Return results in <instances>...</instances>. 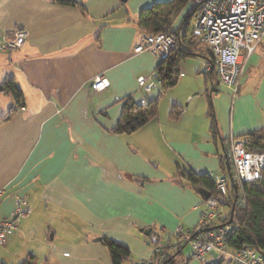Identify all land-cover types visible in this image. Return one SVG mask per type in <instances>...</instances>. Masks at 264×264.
<instances>
[{
	"label": "crops",
	"instance_id": "crops-1",
	"mask_svg": "<svg viewBox=\"0 0 264 264\" xmlns=\"http://www.w3.org/2000/svg\"><path fill=\"white\" fill-rule=\"evenodd\" d=\"M72 1L86 13L57 0H0V31H29L21 49L0 55V83L13 78L24 95L9 120L1 122L14 100L0 118V217L14 218L18 197L32 208L7 233L0 262L22 264L33 257L35 264H109L102 240H95L108 237L129 247L128 264H153L155 245L141 229L152 228L165 244L180 227H196L205 199L188 182L177 181L179 171L224 174L221 154L228 142L212 139L211 122L195 129L200 108L194 99L204 96L192 85L179 118L189 136L170 123L163 130L155 118L132 134H117L125 98L139 103L160 97L158 87L146 92L139 86L138 78L149 77L160 62L150 51H134L145 39L139 13L173 0ZM195 10L194 0L184 4L170 31L182 34ZM249 64L262 67L254 91H235L220 79L212 84L223 139L264 128V38ZM99 75L104 87L94 89ZM182 259L220 261L215 254L206 262L190 254Z\"/></svg>",
	"mask_w": 264,
	"mask_h": 264
},
{
	"label": "built area",
	"instance_id": "built-area-1",
	"mask_svg": "<svg viewBox=\"0 0 264 264\" xmlns=\"http://www.w3.org/2000/svg\"><path fill=\"white\" fill-rule=\"evenodd\" d=\"M197 7V17L194 22L195 36L211 49L216 59V69L219 79L226 85L233 86L238 91L242 82L244 70L255 53L259 43L264 38V0H194ZM29 38L27 28L18 26L12 30L0 31V55L11 54L21 49ZM175 47V35L170 31L148 34L144 41L134 48L139 53L150 51L160 61L166 59ZM213 68L212 62L206 60V72ZM103 75L96 77L94 89L104 87ZM139 86L146 92L157 88L162 80L156 71L149 77L140 76ZM143 99L141 103H145ZM229 161L239 187L238 202L241 206L246 204L244 184L253 183L262 179L264 172V152H253L245 148L243 143L235 140L229 141ZM213 179L223 197L229 195V178L223 173H213ZM1 198V192H0ZM204 212L196 228L210 224L225 216V211L219 199L209 197L204 201ZM32 208L23 197L16 200L13 213L14 220L0 217V245L6 244L7 233L16 228L23 218L28 216ZM229 231L219 228L211 232H203L194 239L189 231L182 227L176 235L180 242L187 241L192 252L190 258L206 262L207 255L215 254L224 264H264L263 258L249 245L239 249H231L225 243ZM155 252L159 247H154Z\"/></svg>",
	"mask_w": 264,
	"mask_h": 264
},
{
	"label": "trees",
	"instance_id": "trees-1",
	"mask_svg": "<svg viewBox=\"0 0 264 264\" xmlns=\"http://www.w3.org/2000/svg\"><path fill=\"white\" fill-rule=\"evenodd\" d=\"M188 1L189 0H173L170 2L154 3L152 6L146 7L140 11L137 26L145 36L148 34L170 31L180 8ZM57 2L79 6L83 13H86L84 6L82 4H77L76 1L57 0ZM197 11L198 7L196 5L195 12L188 15L185 19L186 27L182 34L178 31H170L175 35V47L171 50L166 59L159 62L155 69L162 80V88L165 90L173 88L178 84L181 75V62L184 59L193 56H201L212 62V70L205 73L211 80L212 84L218 83L219 76L216 69V59L213 56L211 49L205 47V44L195 36L193 31ZM2 84L5 88L4 92L6 94H11L13 97L14 104L9 112L1 119V122L9 120L24 104L23 92L15 84L13 78H5ZM212 94L211 91H208L206 94L210 102V109L208 111V115L211 118L210 134L216 143H218V141H223V143L228 142V150H225L224 154H221V162L224 174L229 178V195L227 197L221 195L211 174H198L188 168L180 169L177 179L179 183L185 181L195 187L197 191L199 188L207 190L211 194L210 197L219 199L221 206L225 211V216L223 218L212 221L210 224L202 226L200 229L194 227L189 230V232L191 233V238L194 239L197 235L203 234L199 232L204 228L219 225L227 229L231 228L225 239L227 246L231 249H239L244 245H249L262 256L264 261V172L262 179L253 183L244 184L243 188L246 204L241 206L238 202L240 191L233 169L231 167L229 171L227 167L230 138H221ZM176 108L178 107L174 105L173 117L178 118L180 111ZM158 114V99L148 101L147 103H138L134 101L132 97H127L125 98L121 117L118 124L115 126L114 131L121 135L132 134L138 131L151 119L157 117ZM234 138L243 143L245 148L249 151L264 152V128ZM229 174H232L234 183L237 185V191L231 182ZM236 195L238 196L237 200ZM231 217L232 221L230 222ZM102 242L109 250L112 264H125L132 260V252L125 244L108 237H103ZM161 244L163 246H161ZM188 244L187 241L180 242L177 235L174 236V240H170L168 243L163 244L160 241L158 245L154 246L159 247V251H156L154 254L153 264H187V261L184 262L182 258L184 257L183 249ZM32 259L33 257L22 264H35ZM223 262V260H220L217 263L209 264H224ZM0 264L4 263L0 262Z\"/></svg>",
	"mask_w": 264,
	"mask_h": 264
},
{
	"label": "rangeland",
	"instance_id": "rangeland-1",
	"mask_svg": "<svg viewBox=\"0 0 264 264\" xmlns=\"http://www.w3.org/2000/svg\"><path fill=\"white\" fill-rule=\"evenodd\" d=\"M205 47H208V46L205 45ZM205 62H206L205 58L188 57L181 62V65H180L181 75L179 78V82L175 87L165 90L162 88V83L159 84L158 88L160 90V94H159L160 97H157V99L159 100V114L157 117H155L154 121L156 123L159 121L162 122L163 130H166V125L170 123L172 127L174 128V130L179 135L189 136V133H188L189 127H187L188 126L187 123L181 122V121L179 122V118L181 114L179 115L178 118L173 117L174 105L178 107L176 109H178L179 111H180V108H184V109L188 108L186 103L189 102L190 97H188V99H186V97L188 96L187 87L189 85L195 86V88H197L196 91L201 92L204 96L202 98L194 99V103H197V105L200 108V110H198V114L196 115L198 122L195 123V129L198 130L197 126H199V129L203 128L204 127V124L202 125L203 121L206 122L205 127L208 122H211V118L208 115V111L210 109L209 108L210 102L206 94L208 93V91L211 90L212 82L208 78L207 74L205 73L206 72L204 69ZM0 63H3L2 57H0ZM3 69L4 68L0 66V70L3 71ZM242 77H243L242 78L243 81L240 84L242 91L243 90L254 91L261 83L262 67L261 66H250L249 64L248 67L246 66V69L244 70V74ZM4 80L5 79H3V81ZM2 82L0 84H2ZM176 98L178 101H175ZM147 102L148 100H146V103ZM12 103H13V97L11 96V94L0 92V118L8 112L9 110L8 106ZM229 230H231V228L228 229V231ZM163 242H166L165 238ZM98 244L100 246L102 245L101 247H103L106 250V252L108 253L109 264H112L110 253H109L107 246L103 242H99ZM191 252H192V248L190 244H188L183 249V254L185 256V255L191 254ZM99 258L101 259L102 257L99 256ZM196 261L202 262L200 260H196ZM125 264H128V262Z\"/></svg>",
	"mask_w": 264,
	"mask_h": 264
},
{
	"label": "water",
	"instance_id": "water-1",
	"mask_svg": "<svg viewBox=\"0 0 264 264\" xmlns=\"http://www.w3.org/2000/svg\"><path fill=\"white\" fill-rule=\"evenodd\" d=\"M123 1H125V0H123ZM4 90V86L2 85V84H0V91H3ZM226 156H227V154H226ZM227 167H228V170L230 171V169H231V164H230V161H229V159L227 160ZM229 176H230V179H231V182L233 183V185H234V187H235V189H236V191H237V185L234 183V179H233V177H232V174H229ZM198 192L200 193V195L205 199V200H207L210 196H211V194L207 191V190H205V189H203V188H199L198 189ZM237 195H236V200H237ZM236 203V202H235ZM233 212V211H232ZM15 219V217L12 219V220H14ZM232 221V217H231V220H230V222ZM221 227H223V226H213V227H208V228H204V229H202L199 233H203V232H211V231H213V230H216V229H219V228H221ZM141 231L144 233V235L146 236V237H148L149 239H150V241L152 242V244L153 245H158L159 243H160V237L157 235V234H155V233H153V230H152V228H147V229H141ZM96 241H101L102 240V237H98V238H96L95 239ZM161 246H163L162 244H161Z\"/></svg>",
	"mask_w": 264,
	"mask_h": 264
}]
</instances>
